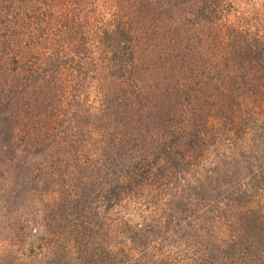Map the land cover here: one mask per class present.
Instances as JSON below:
<instances>
[{
  "label": "trees",
  "instance_id": "obj_1",
  "mask_svg": "<svg viewBox=\"0 0 264 264\" xmlns=\"http://www.w3.org/2000/svg\"><path fill=\"white\" fill-rule=\"evenodd\" d=\"M0 264H264V0H0Z\"/></svg>",
  "mask_w": 264,
  "mask_h": 264
}]
</instances>
